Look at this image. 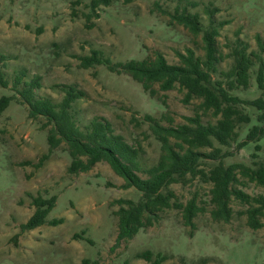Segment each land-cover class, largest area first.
Returning a JSON list of instances; mask_svg holds the SVG:
<instances>
[{
	"label": "rangeland",
	"instance_id": "1",
	"mask_svg": "<svg viewBox=\"0 0 264 264\" xmlns=\"http://www.w3.org/2000/svg\"><path fill=\"white\" fill-rule=\"evenodd\" d=\"M90 2L0 0V67L8 81L6 88L0 86V96L16 95L12 85L17 75L24 81L38 75L37 93L57 100L63 93L56 85H75L85 92L74 104L79 125L83 127L93 117L107 119L126 141L140 144L143 167L156 163L160 154L144 115L160 118L165 113L164 125L179 124L193 115V102L184 104V91L174 88L160 92L165 102L162 106L127 75L110 72L104 64L84 67L81 57L95 50L117 62L160 51L168 62L175 63L176 52L188 47L202 55L201 33L194 35L173 16L183 9L199 13L204 26L208 21L206 7L215 9L213 19L226 22L217 37L225 55L237 37L253 50H257L255 34L264 38V0H112L109 6L95 10L90 9ZM231 62L226 56L219 67L227 69ZM234 93L246 99L261 95L254 76L248 90ZM18 99L16 95L0 115V264H82L83 260L87 264H150L136 257L143 251H149L152 259L163 256L160 264H264V225L258 229L247 225L244 210L248 204L232 197L229 221L214 220L210 214L211 185L197 177L170 186L178 201L185 204L194 197L203 207L193 219V228L184 224L180 210L170 208L132 238L118 240L113 211L120 205L116 200L137 201L140 192L134 187L122 188L123 178L105 161L88 171L70 174L65 145L49 152L48 127L42 128L45 119L29 118L26 105ZM211 118L209 113L203 114L204 121ZM251 125L252 121L246 126ZM246 126L238 128L239 139L244 137ZM237 142L220 147L230 152L222 158L225 166L264 165V136L239 149ZM255 144L260 145L259 151ZM43 154L48 155L36 167ZM215 163L207 160L200 167L207 170ZM243 171L234 186L249 196H264V185L250 181ZM38 196H55L47 220L61 222L22 230L20 225L35 209L32 199Z\"/></svg>",
	"mask_w": 264,
	"mask_h": 264
},
{
	"label": "trees",
	"instance_id": "2",
	"mask_svg": "<svg viewBox=\"0 0 264 264\" xmlns=\"http://www.w3.org/2000/svg\"><path fill=\"white\" fill-rule=\"evenodd\" d=\"M123 1L128 3L132 0ZM111 2L112 0H91L90 9L95 10L101 5L109 6ZM213 10L215 9L206 7L208 21L205 26L197 12L183 9L173 15L194 35L201 33L202 55L188 47L183 52H176L178 61L175 63L168 62L160 51H154L152 55L147 54L142 58L117 62L102 57L95 50L81 57L84 67L104 64L110 72L127 75L162 106L165 102L160 92L174 88L184 91V104L193 102V115L186 116L185 122L179 124L164 125L162 120L167 118L165 113L160 118L144 115L143 120L148 123L149 130L160 145L156 163L148 167L141 164L140 144L126 141L107 119L93 117L83 127L79 125L74 104L84 97L85 92L82 89L72 84L56 85L63 93L57 100L37 93L40 87L38 75L28 81L22 80L19 75L15 76L12 88L19 102L26 105L28 117L45 119L42 128L48 127V151L51 152L62 143L65 145V151L70 156L67 166L70 174L88 171L97 162L105 161L123 178L122 188L134 187L140 192L137 201L116 200L120 205L113 211L117 216L118 240L132 238L141 229L157 222L160 213L170 208L180 210L184 224L193 228V219L203 211V207L197 205L194 197L185 204L178 201L170 186L196 177L211 185L210 214L214 220L229 221L232 215L230 201L235 197L248 204L244 214L249 227L258 229L264 225V196L252 197L234 186L238 182L237 175L243 168L246 170L243 173L250 181L264 185V165L258 164L257 167L250 168L231 163L225 166L222 158L230 155V152H223L220 148L230 146L238 139L236 145L239 149L249 142H258L264 136V38L258 33L255 34L257 50H253L249 49V43L237 37L230 52L225 55L219 49L217 37L219 29L226 22H216L213 19ZM226 56L231 57L232 62L227 69H221L219 64ZM252 76L261 95L246 99L234 93L237 90H248ZM20 84L22 85L18 87ZM0 86H8L1 67ZM16 95L0 96V115ZM206 113L212 118L204 121L203 114ZM251 121L252 125L246 126ZM242 124H245L246 130L244 137L239 139L238 128ZM202 148L209 150L202 151ZM255 150H260L259 144H255ZM47 155L43 154L35 166H40ZM252 156L256 157L257 153L253 152ZM207 160L217 163L205 170L200 165ZM55 200V196L34 197L32 204L35 209L26 222L20 225L21 229L30 230L46 222L51 225L60 223L61 219L47 220ZM74 237L78 238L79 235L75 233ZM136 257L151 261L150 264H160L163 260L160 255L152 259L149 251L137 253ZM87 263L86 260L82 262Z\"/></svg>",
	"mask_w": 264,
	"mask_h": 264
}]
</instances>
